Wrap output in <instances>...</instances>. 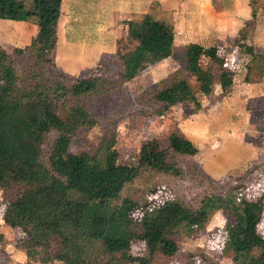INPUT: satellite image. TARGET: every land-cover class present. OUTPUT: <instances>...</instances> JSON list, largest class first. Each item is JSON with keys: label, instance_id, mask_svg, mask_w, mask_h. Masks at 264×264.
<instances>
[{"label": "trees", "instance_id": "16d2710c", "mask_svg": "<svg viewBox=\"0 0 264 264\" xmlns=\"http://www.w3.org/2000/svg\"><path fill=\"white\" fill-rule=\"evenodd\" d=\"M29 1L32 10L27 12V0H0L1 19L18 20L26 12L36 17L38 27L25 49L32 62L26 78L19 77L0 46V181L9 180L19 189L17 199L5 205L4 222L24 233L23 246L30 262L153 264L158 256H174L179 249L175 236L189 229L206 230L216 213L214 206L208 200L193 208L176 199L152 206L121 198L145 171L181 176L173 155L195 157L198 147L184 138L170 143L168 149L141 152L137 166L72 153L78 133L96 124L81 98L99 91L101 79H75L68 88L45 78L44 69L55 66L63 0ZM128 25L136 46L121 56L122 83L171 58L176 42L175 26L150 13ZM241 39L247 40V35ZM25 50L15 52L21 55ZM184 56L186 70L196 78L198 89L182 71L174 72L147 91L153 95L150 103L156 106V116L164 117L185 102L195 103L199 109L197 95L209 97L218 86L224 95L233 90L236 70L228 66L217 45L193 43L185 48ZM258 58L261 55L253 61ZM203 59L208 60L206 69L201 65ZM254 68L250 66L249 71ZM256 68L263 73L260 64ZM53 134L56 139L45 150ZM225 203L231 221L226 224L228 239L222 254L231 257L233 264H264V236L259 231L264 196L238 200L231 190ZM148 209L152 211L149 217L139 221L134 217L135 212ZM135 244H142L146 254L133 255Z\"/></svg>", "mask_w": 264, "mask_h": 264}, {"label": "rangeland", "instance_id": "374dc122", "mask_svg": "<svg viewBox=\"0 0 264 264\" xmlns=\"http://www.w3.org/2000/svg\"><path fill=\"white\" fill-rule=\"evenodd\" d=\"M119 1L86 0V10L84 12L81 10L77 14L73 10V3L67 0L60 29L62 32H66L68 40H73L75 43L84 41L85 44H93L94 46L103 44L107 40L108 44L114 46L116 45L114 43L116 36L111 31L116 29L119 31L118 36L120 39L115 49L104 54H100L93 48L84 49L76 45L78 49L73 52L77 56H86L87 65H90V67L83 68L82 71L77 73L78 75L67 74L58 67L56 59L58 58V61L60 59V54L57 55L60 52L59 50L57 52L55 50L56 54L54 53L55 66L44 69L47 80L54 85L60 84L68 88L74 84L75 79L81 80L93 76L101 79L102 86L99 91L89 93L81 98L95 119L96 124L94 127L84 128L78 133L70 148L72 153L110 157L119 165L137 166L141 152L155 153L161 149H168L170 143L175 144L186 138L179 130V126L187 133L191 125H194L195 122H201L203 118L201 112L203 109L208 110L207 108L212 103L222 100L220 102L225 108V114H227L225 116L227 121L231 119L228 121L231 123L239 121L246 109L245 107L249 109L253 106L264 107V98L255 103L252 101L247 103L246 99L240 103L239 100L237 102V99L229 98V95L219 94L218 92L215 95H210V97L197 95L198 102L196 101V103H199L200 111L196 108L195 103L185 102L167 111L164 117H159L154 114L156 106L150 103L153 95H149V92H147L153 91L160 81L168 79L174 72L179 70L183 72L193 88L198 89L196 78L192 77L186 70L187 61L184 56L185 48L194 42L205 46H209L211 41L216 44L221 54L227 58L228 66L236 70V83L243 81V77L247 79H250L251 76L253 78L258 77L260 72L259 68H256L258 64L262 66L264 71V32L262 30L264 26V0H250L252 9L256 8L254 14H257V17L255 16L254 22L247 23L241 33L234 39L217 35V40L213 34H206L204 30L200 31L198 27H202L203 24L197 27L196 17L201 15L204 17V14L188 6L184 10L188 11L190 32H186L185 27L178 24L177 39L172 57L166 62L148 68L134 80L126 83H122L119 79L122 70L121 56L136 46L129 30V21H141L145 14L150 13L156 18L171 22L174 26L175 24L170 19L173 18L172 14L167 15L168 12L162 10L161 3L157 0H122L125 4L124 8L118 7L120 4L123 5ZM213 2L218 3L216 0H213ZM133 3L137 5L135 6ZM223 3L224 6L216 7L215 10L218 14L223 10L222 13L227 14L229 19H234L235 12L233 11L236 7L245 10L247 6L241 0H223ZM26 10L27 12L32 10V3L29 0H27ZM119 14L125 15V17L119 20ZM214 16L213 13L204 18L206 24L213 21ZM217 18L219 19V17ZM223 20H227V18ZM257 20L262 22L259 32L254 27ZM15 22L33 25L35 31L27 29L20 31L23 27L18 29L14 24ZM35 22L36 17L26 12H23L18 20L0 18V46L9 54L20 78H26L27 74L31 72V55L25 49L30 44L31 38L37 33ZM117 23H119L118 26L115 25ZM106 24H108L111 31L102 36L99 29ZM253 27L255 31L254 36L251 35L252 40L250 42L253 46L250 47L248 46L249 43L245 44L241 37L245 34L250 36ZM21 36H24L22 37L23 41ZM60 37H62L61 33ZM16 49H24L25 52L18 55L15 52ZM257 55H261V60L258 58L253 61L254 56ZM201 65L206 69L208 60L203 59ZM250 66L255 67L251 71L252 74L248 73ZM233 102H236V104L233 106L235 111L232 113L231 110H228V105ZM220 132L219 130L213 131V139L215 140L214 150L223 155L217 157L221 159L222 166L214 163V166L205 168L204 160L206 154L210 153L208 152L210 151L209 148L206 147L209 138L203 134V131H200L195 135V139L199 140L202 147L200 155L199 150L198 155L195 157L177 154L172 157L182 170L181 176L145 171L125 189L121 199L130 198L141 204L148 202L154 206L157 203L176 199L196 208L204 206L203 201L208 200L216 209V213L206 230L189 229L175 236L179 247L178 252L172 257L158 256L153 264H233L231 257L222 254L223 247L228 239L226 224L231 221L225 212V197L231 190H233V194L236 195L238 200L242 197L252 201L264 196V148L258 150L262 144L257 131H253L255 135H252L250 130H245L244 133L242 128L233 131L227 124L222 129L223 134ZM245 135L252 137L255 144H257V146L251 147L252 153L255 151V155H257L248 160L247 157H250V152L247 149L244 150V146H242V148L239 147L240 152L236 156V153L232 150L235 146L230 142V140H240V138L243 140ZM55 139L54 134L49 137L45 150L49 148ZM108 142H111L109 148H107ZM227 152L231 153L230 156H227ZM234 157L238 159H234ZM242 157L246 158L242 159ZM18 194L19 189L16 185L9 180L0 181V264H41L28 260L23 246L25 242L24 233L8 226L3 220L5 205L14 202ZM209 196L210 198H208ZM151 213L152 211L149 209L140 210L135 212L134 217L139 221L144 217H149ZM259 231L264 236V215ZM132 251L135 256L146 254L142 244H135Z\"/></svg>", "mask_w": 264, "mask_h": 264}, {"label": "crops", "instance_id": "0c3cea01", "mask_svg": "<svg viewBox=\"0 0 264 264\" xmlns=\"http://www.w3.org/2000/svg\"><path fill=\"white\" fill-rule=\"evenodd\" d=\"M70 2L73 3V10H75V12L77 14H79L78 12H80L81 10L84 12V10H86L87 5L86 0H68ZM107 1H111V0H107ZM119 1V0H117ZM159 1V3H161V8L163 11L168 12L167 15L172 14L171 16L173 18H170L174 21L175 24V30H176V39H177V28H178V24H180L182 27H185L186 32H190V23L188 22V11L184 10L185 8L187 9L188 6H191L192 8L201 11L204 14V17L201 15L200 17H196L197 19V27L201 24H203V26H199L198 29L200 31L204 30V33L206 34H213V36H216V39L218 38L217 35H223V37H227V39H234L236 38L241 31L243 30V28L246 26L247 23H251L254 22V20L256 19V15L254 14V10L251 7V2L250 0H241V2L244 4H246V8L245 10H240L239 7H236V9L233 11L235 12L234 14V19H229L228 15H224L223 10L218 14L216 12L215 9H217L216 7H220V6H224L223 0H216V2L218 1V3L215 4V2H213V0H157V2ZM66 2L67 0H63V5H62V16H63V12H65L64 10V6H66ZM119 2H122V0H120ZM123 3V2H122ZM214 3V5H213ZM84 4V5H82ZM135 6L137 5L136 3H133ZM119 5V4H118ZM81 6V7H80ZM118 7H125V4L123 3L120 4ZM132 7V5H131ZM69 12V11H68ZM82 12V13H83ZM214 13V19L213 21L209 22V24H206V21L204 18H207L210 14ZM76 14V15H77ZM118 17L119 20L123 19L125 17V15H121ZM146 15V14H145ZM61 16V19H62ZM192 16V15H191ZM256 16V17H255ZM219 17V19L217 18ZM224 18H227V20H223ZM164 20V19H163ZM137 21V20H136ZM260 24H259V23ZM26 23V22H25ZM261 20H257L255 22L254 27H256L257 32L260 31L261 28ZM14 24H16V27L18 29H20L21 27L23 31L24 29L27 30H33L35 31V28L33 27V25H25L23 22H15ZM36 26H37V22H35ZM60 25H61V20H60V24H59V29H58V34H59V39H58V44L56 47V52L59 50L60 52L57 53L60 54V59L58 61L57 60V64L59 65L58 67H60L63 72L67 73V74H77L80 71L83 70V68L89 66L87 65L88 61H87V57L86 56H77L75 54V52H73L75 49H78V47H82L84 49H91L93 48L95 51L99 52L100 54H104V53H108L111 52L112 49H115L118 40L120 39L119 35V31L116 29L114 31H111L108 27V24H106L105 26L102 25V27L99 29V33L102 36L107 35V33L109 31H111L113 33L114 36H116L114 43L116 45L112 46L110 44L107 43V40H105V43L103 44H98V45H93V44H85L86 42H78L75 43L73 40H68L67 36H66V32H62L60 29ZM116 26L119 25V23L115 24ZM114 25V27H115ZM197 27H195L197 29ZM251 30L250 32V36H247L248 39L243 41L245 42V44L249 43L248 46L252 47L253 45L250 44L251 42V35L254 36V31L255 29ZM263 32H264V26H263ZM37 32H38V27H37ZM60 33L62 35V37H60ZM37 34V33H36ZM256 34V33H255ZM19 36V35H18ZM24 36H21V39ZM34 37V36H33ZM32 37V38H33ZM31 38V40H32ZM218 40V39H217ZM216 40V42H217ZM23 41V39H22ZM31 42V41H30ZM29 43V42H28ZM176 43V42H175ZM197 43V42H194ZM210 45L209 46H205L203 44V46L205 47H210L214 44L212 41L209 42ZM62 44V45H61ZM200 44V43H197ZM78 45V47L76 46ZM249 47V48H250ZM219 48V47H218ZM244 48V47H243ZM241 52L243 53L242 49L240 48ZM251 51L254 52V50L251 49ZM55 52V54H56ZM168 59L160 62H166ZM229 60V59H228ZM59 62V63H58ZM158 63V64H160ZM158 64L152 66L155 67ZM232 64L235 65V63L232 62ZM234 67V66H233ZM89 69V68H88ZM261 72V71H260ZM258 77L253 78L251 76L252 72L248 71V73L250 74V79L244 78L243 77V81L241 80L239 83H236V79L234 80V85H233V90L232 92L229 94V98H234L237 99V102L239 100L240 103L243 102V100H247L246 102L248 103L249 101H252L253 103L259 101L260 99L262 100L264 98V71L263 73H260ZM247 74V73H246ZM78 75V74H77ZM219 92V94H223L221 88L217 87L215 92L212 95H215ZM210 97V96H209ZM222 100H219V102H215L212 103L211 106L209 108H207L208 110H204L201 112L203 114V118L201 120L200 123L195 122L194 125H191L189 127V129L187 130V133H185V131L183 130V128L181 126H179V130L182 131V133L184 134V136L188 139H190L191 141H193L199 148L200 152L199 155L202 153V147L201 144L199 143V140L195 139V135H197L200 131H203V134L205 136H207L209 138L208 141V146L207 149L209 148L210 153L206 154V159L205 161V168L208 166H214V163H216V165H223L220 162V158H217L218 156L222 157V153H217L214 150V143L215 140L213 139V131L215 130H219L221 131L220 133H222V129L225 125L229 124V127L234 131L242 128L244 130H250V133H252V135H255L254 132L257 131L258 138L259 140H261V148H259L258 150H261L262 148H264V107L262 106H253L251 109H249L248 107H245V111L242 113L241 118H239V121H237V123H231L228 122L231 119H228L225 115V108L221 105ZM225 102V101H223ZM228 104V103H226ZM236 104V102H233L232 104H229L228 110H231L232 113L235 111L234 109V105ZM239 104V103H238ZM248 105V104H247ZM210 109V110H209ZM201 109H199L200 111ZM227 111V110H226ZM230 114V112H229ZM198 117V116H197ZM239 134V133H238ZM256 137V136H255ZM242 139H235L234 141L230 140V142L235 146V148H233V152L236 153L235 155L238 156L239 151V147L242 148V146H244V150H248L250 152V157H247V160L250 159L252 156H256L255 155V151L252 153V146H257V144H255L254 139H252V137H250L249 135H245V137H243ZM222 144V143H221ZM260 147V146H258ZM212 150V151H211ZM229 152V151H228ZM227 152V156H230L231 153ZM263 153V152H261ZM198 155V154H197ZM196 155V156H197ZM244 156V155H243ZM246 158V157H244ZM242 157V159H244ZM234 159H238L237 157H234Z\"/></svg>", "mask_w": 264, "mask_h": 264}]
</instances>
